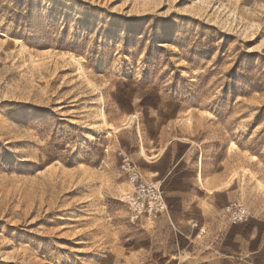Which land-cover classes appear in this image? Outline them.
I'll return each instance as SVG.
<instances>
[{
  "label": "rangeland",
  "instance_id": "rangeland-1",
  "mask_svg": "<svg viewBox=\"0 0 264 264\" xmlns=\"http://www.w3.org/2000/svg\"><path fill=\"white\" fill-rule=\"evenodd\" d=\"M0 264H264V0H0Z\"/></svg>",
  "mask_w": 264,
  "mask_h": 264
},
{
  "label": "built area",
  "instance_id": "built-area-1",
  "mask_svg": "<svg viewBox=\"0 0 264 264\" xmlns=\"http://www.w3.org/2000/svg\"><path fill=\"white\" fill-rule=\"evenodd\" d=\"M127 182L128 191L123 195L122 202L131 223L143 218L155 219L164 213L165 207L156 183L144 180L134 166L127 168Z\"/></svg>",
  "mask_w": 264,
  "mask_h": 264
}]
</instances>
